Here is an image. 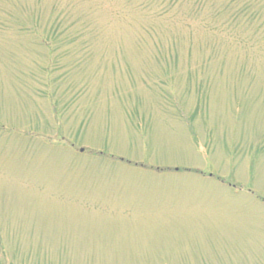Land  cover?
I'll use <instances>...</instances> for the list:
<instances>
[{"label":"rangeland","instance_id":"obj_1","mask_svg":"<svg viewBox=\"0 0 264 264\" xmlns=\"http://www.w3.org/2000/svg\"><path fill=\"white\" fill-rule=\"evenodd\" d=\"M0 264H264V0H0Z\"/></svg>","mask_w":264,"mask_h":264}]
</instances>
